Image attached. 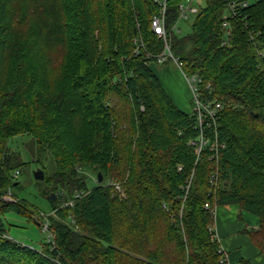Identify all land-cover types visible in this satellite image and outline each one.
Instances as JSON below:
<instances>
[{"label": "trees", "instance_id": "trees-1", "mask_svg": "<svg viewBox=\"0 0 264 264\" xmlns=\"http://www.w3.org/2000/svg\"><path fill=\"white\" fill-rule=\"evenodd\" d=\"M183 1H168L169 29ZM204 2L172 35L201 99L222 103L201 127L154 70L156 0H0V264H224L227 205L259 218L264 243V0L230 16V33L226 0ZM25 134L52 162L37 180L48 211L14 190L31 162L9 142ZM11 213L48 219L54 245L10 238Z\"/></svg>", "mask_w": 264, "mask_h": 264}, {"label": "rangeland", "instance_id": "rangeland-1", "mask_svg": "<svg viewBox=\"0 0 264 264\" xmlns=\"http://www.w3.org/2000/svg\"><path fill=\"white\" fill-rule=\"evenodd\" d=\"M186 1L184 0V2ZM248 1L254 3L258 0ZM194 4L204 5L205 2L204 0H194ZM192 20L193 18H190L189 20H181L178 23V26L181 28V35L188 34L191 31ZM153 66L157 73H159L163 86L170 93L175 104L183 111L195 112L193 92L181 68L170 58H167L162 63H155ZM175 74H178L181 78L177 79ZM9 146L12 150L21 152L25 161L31 162L29 166L21 169L18 179L22 183V187L15 188V192L25 197L33 207L48 211L50 209L49 201L42 194L41 184L34 177V171L43 168V164L52 166V162L50 160L38 161V152L31 137L27 134L14 137L9 142ZM90 175L94 177L95 173L92 172ZM239 221L242 222V227H245L244 230L240 229L236 235L241 239L238 244L240 246L238 248L239 253L243 252L241 256L249 263L261 261L264 259V248L251 236L253 226L247 225L248 220L245 216L243 219H239ZM5 223L8 227L10 238L24 245L41 249L43 242L48 240L49 231L43 229L42 225L29 217L11 213L6 215Z\"/></svg>", "mask_w": 264, "mask_h": 264}, {"label": "built area", "instance_id": "built-area-1", "mask_svg": "<svg viewBox=\"0 0 264 264\" xmlns=\"http://www.w3.org/2000/svg\"><path fill=\"white\" fill-rule=\"evenodd\" d=\"M159 4L160 10L157 15L154 16L152 20V28L153 30L159 35L160 38L163 39L165 44L164 52L159 56V61L164 62L167 58L172 59L184 72V75L192 89L193 92V101L195 105V113L198 115L199 119V125L202 127L204 124V121L206 119L205 116H209L210 118L217 117L218 110L222 107L221 102H204L199 93V84L202 82V77L199 74H187L184 71V63L183 61L174 54L172 49V35L173 31L179 32L180 28L178 26L179 21L188 19L193 14L198 13L200 6L194 4V0H187L186 2H182L180 4V18L178 22L174 24V26L169 29L167 25V10H168V1L169 0H156ZM227 2V13L225 14L226 21L224 22V26L228 29V32L230 33L231 27H230V16H236L238 14V10L240 7H247L250 5V2L248 0H226ZM261 35V34H260ZM226 42V41H225ZM260 54L264 57V50L260 51ZM207 144V141L205 140L203 134L200 137L199 142V150H202V148ZM20 174L19 171L15 173V176H18ZM108 184H115L113 180H109ZM189 186H187V190L189 189ZM116 187L122 191V187L120 184H116ZM83 192L77 191L75 194V197L82 196ZM6 200H15L12 197V194L9 193L7 196L4 197ZM46 217V216H44ZM43 229L49 231L48 240L49 242L53 243L54 245V233L50 230V222L48 219L44 218L43 222ZM224 259L222 262L224 264H230L228 259V254L224 252Z\"/></svg>", "mask_w": 264, "mask_h": 264}, {"label": "crops", "instance_id": "crops-1", "mask_svg": "<svg viewBox=\"0 0 264 264\" xmlns=\"http://www.w3.org/2000/svg\"><path fill=\"white\" fill-rule=\"evenodd\" d=\"M155 72L157 73L156 70ZM157 75L160 78L159 73H157ZM175 75L177 79L181 78L178 74H175ZM244 216L248 220L247 225L253 226L252 230H256L259 227V223H260L259 218L256 215H253L245 210H242L238 205H227V206H221L217 208L216 210V218H217L216 219L217 220L216 230H217V235L221 241L223 250L228 254V259H229L230 264H264V259L258 262L254 261L253 263H249L247 262V260H245L241 256L243 252L240 251L241 254L239 253L238 248L240 246H238V244L241 241V239L236 235L240 229L242 230L245 229V227L244 228L242 227V222L239 221V219H243ZM256 240H258V238ZM259 244L260 246H262V248H264V243L263 244L259 243Z\"/></svg>", "mask_w": 264, "mask_h": 264}, {"label": "water", "instance_id": "water-1", "mask_svg": "<svg viewBox=\"0 0 264 264\" xmlns=\"http://www.w3.org/2000/svg\"><path fill=\"white\" fill-rule=\"evenodd\" d=\"M34 177L37 180H41V181L44 180L45 177H46L44 169L43 168L36 169L34 171ZM99 177H100L99 181L102 182L103 179H104V176H103L102 172L99 173ZM49 197L52 198V199H56L57 198L56 194H52Z\"/></svg>", "mask_w": 264, "mask_h": 264}]
</instances>
